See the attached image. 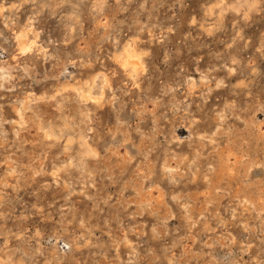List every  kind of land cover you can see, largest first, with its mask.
Wrapping results in <instances>:
<instances>
[{"label": "rangeland", "instance_id": "1", "mask_svg": "<svg viewBox=\"0 0 264 264\" xmlns=\"http://www.w3.org/2000/svg\"><path fill=\"white\" fill-rule=\"evenodd\" d=\"M0 264H264V0H0Z\"/></svg>", "mask_w": 264, "mask_h": 264}, {"label": "bare ground", "instance_id": "2", "mask_svg": "<svg viewBox=\"0 0 264 264\" xmlns=\"http://www.w3.org/2000/svg\"><path fill=\"white\" fill-rule=\"evenodd\" d=\"M15 36H16V35H15ZM18 38H20L19 35H18ZM216 40H217V39H216ZM214 41H215V40H214ZM19 43H20V44H24V43H26V41L23 40V39H22V40L19 39ZM132 52H133V51H132ZM133 53H134V52H133ZM129 55H130V56H136L135 54L132 55V53H129ZM209 58H210V57H209ZM217 58H218V57H217ZM126 59H127V57H126ZM137 60H139V59H137ZM131 64H132V62H131ZM209 64H211V63L209 62ZM220 64H221V63H220ZM134 66H136V65L134 64ZM191 66H192V65H191ZM213 66H214V65H213ZM1 69H2V68H1ZM210 71H211V70H210ZM95 79H96V78H95ZM208 80H209V79H208ZM120 98H121V97H120ZM116 101H117V100H116ZM25 105H26V104H25ZM114 110H115V109H114ZM134 120H135V119H134ZM261 132H262V131H261ZM84 139H85V138H84ZM210 144H211V143H210ZM66 146H67V145H66ZM89 146H90V145H89ZM87 150H88V149H87ZM85 151H86V150H85ZM179 157H180V156H179ZM182 159H183V158H182ZM100 176H101V175H100ZM164 181H165V180H164ZM138 184H139V183H138ZM158 187H159V186H158ZM81 208H82V207H81ZM218 214H219V213H218ZM52 235H53V234H52ZM79 241H80V240H79ZM128 262H129V261H128Z\"/></svg>", "mask_w": 264, "mask_h": 264}]
</instances>
